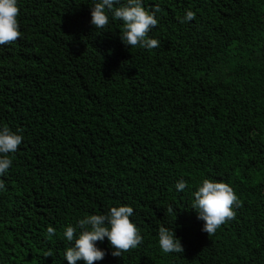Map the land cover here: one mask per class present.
Listing matches in <instances>:
<instances>
[{
    "label": "trees",
    "instance_id": "1",
    "mask_svg": "<svg viewBox=\"0 0 264 264\" xmlns=\"http://www.w3.org/2000/svg\"><path fill=\"white\" fill-rule=\"evenodd\" d=\"M142 3L162 9L152 50L126 46L111 13L96 30L93 0H17L22 36L0 45V129L24 139L0 176V264H68L65 228L121 205L143 243L113 257L98 241L95 264H264V0ZM204 179L242 202L211 236L192 209ZM161 225L184 253L160 249Z\"/></svg>",
    "mask_w": 264,
    "mask_h": 264
},
{
    "label": "clouds",
    "instance_id": "2",
    "mask_svg": "<svg viewBox=\"0 0 264 264\" xmlns=\"http://www.w3.org/2000/svg\"><path fill=\"white\" fill-rule=\"evenodd\" d=\"M19 7L17 0H0V45L13 44L21 36L19 30ZM162 9L155 5L152 10H146L142 0H93L91 6V24L96 30L106 28L109 24V13L112 20L123 22L121 41L129 47H140L152 50L160 47V41L149 38V32L157 26V13ZM195 13L191 10L181 20V23L195 19ZM13 132L9 127L0 129V176L4 175L12 165L10 153H15L23 141V136ZM187 187L185 180L176 184V189L183 192ZM0 190H6L5 183L0 180ZM192 209L197 213V219L204 221L202 231L208 236L215 234L217 229L226 222L235 219L234 208L242 206L233 188L226 182H217L204 179L202 184L193 193ZM134 209L128 205L111 207L107 214L87 215L76 222V225H68L63 237L69 242L65 250V259L68 264H95L103 260L106 252L97 247L96 242H103L105 238L114 249L113 257H121L123 253L136 249L143 243L140 229L130 217ZM166 214H174L176 209L169 205ZM79 235L77 236V230ZM53 227H48L47 235L55 234ZM158 243L165 254L184 253L185 249L174 229L161 225L158 229ZM51 250L45 253V257H52Z\"/></svg>",
    "mask_w": 264,
    "mask_h": 264
}]
</instances>
